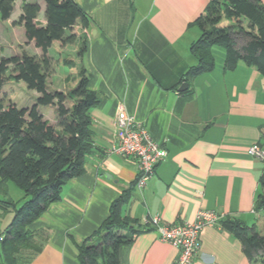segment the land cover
<instances>
[{"label": "crops", "instance_id": "crops-1", "mask_svg": "<svg viewBox=\"0 0 264 264\" xmlns=\"http://www.w3.org/2000/svg\"><path fill=\"white\" fill-rule=\"evenodd\" d=\"M75 1L90 16L87 28L75 25L72 31L77 33L73 43L80 44L85 36L78 68H84L88 88L99 99L90 111L93 143L82 173L68 180L60 198L28 226L41 242L28 264H78V247L136 180L134 157L107 153L116 142L119 108L144 125L167 152L154 175L141 189L135 186L121 208L122 216L147 230L133 233L119 246V264L175 263L178 250L159 238L150 222L155 216L158 224L172 225L191 221L205 209L217 213L221 221H253L261 213L254 210V202L264 163L249 155L247 147L263 141L264 76L243 62L225 69L224 50L213 46L214 67L182 79L195 64L189 45L200 35L191 23L208 0ZM33 2L40 8L36 23L44 25V2ZM259 2L264 7V0ZM56 44L61 49L70 45ZM47 55L52 62L48 50ZM67 78L60 77L54 89L67 90ZM182 82L188 89L179 91ZM40 111L54 120L52 108ZM221 221L220 226L200 231V248L192 264H257ZM21 252L31 254L29 249Z\"/></svg>", "mask_w": 264, "mask_h": 264}, {"label": "trees", "instance_id": "trees-1", "mask_svg": "<svg viewBox=\"0 0 264 264\" xmlns=\"http://www.w3.org/2000/svg\"><path fill=\"white\" fill-rule=\"evenodd\" d=\"M42 1L44 25L35 20L40 9L37 2L24 0L18 16L26 41H33L40 56L21 51L0 58V91L6 79H11L22 81L36 92L30 105L0 101V192L7 181L23 192L19 204L0 198V208L13 214L10 222L0 228V264H28L40 251L38 234L28 226L49 203L60 198V190L68 180L82 173L84 158L93 143L90 111L99 99L88 88L89 76L84 68L79 66L76 84L65 91L49 90L47 83L52 68L48 48L53 43H73L77 38L73 27L87 28L90 16L75 0ZM13 4L14 0H0V19L9 18ZM191 24L199 28L200 35L189 45L195 64L182 79L189 80L214 67L213 46L224 50L225 69L243 62L264 76V7L259 0H208ZM80 39L77 57L85 47V36ZM69 63L75 64L72 60ZM45 106L53 109V121L42 115L40 107ZM262 140L260 145L264 146V136ZM259 186L254 210L264 211V170ZM134 188L135 181L110 204L106 219L78 247V264H119V246L128 243L133 233L147 230L121 215ZM221 225L240 241L251 262L264 264V234L255 223L226 218ZM24 249L31 254H23Z\"/></svg>", "mask_w": 264, "mask_h": 264}, {"label": "built area", "instance_id": "built-area-1", "mask_svg": "<svg viewBox=\"0 0 264 264\" xmlns=\"http://www.w3.org/2000/svg\"><path fill=\"white\" fill-rule=\"evenodd\" d=\"M264 131L262 133V138ZM115 144L107 149V153L132 156L137 161L135 186L144 187L154 175L157 164L166 156L163 145L154 141L146 127L137 122L132 115L119 108L115 118ZM247 153L254 158L264 160V146L257 142L247 147ZM221 217L210 210H198L191 221L172 225L158 224L159 218L150 221L156 226L159 238L172 244L178 250L174 264H192L195 254L200 248L199 234L207 226H220Z\"/></svg>", "mask_w": 264, "mask_h": 264}, {"label": "rangeland", "instance_id": "rangeland-1", "mask_svg": "<svg viewBox=\"0 0 264 264\" xmlns=\"http://www.w3.org/2000/svg\"><path fill=\"white\" fill-rule=\"evenodd\" d=\"M22 0H14L13 9L7 20L0 19V58L7 57L14 54H19L25 51L29 54L39 53L40 49L35 48L31 41H26L24 35V28L18 23V16L20 14ZM33 1V0H25ZM79 42L67 45L65 48H60L56 43H53L48 49V54L52 58V68L47 79L48 89L52 90L59 84V78L63 75L68 76L66 79V87H72L77 82V46ZM63 59V60H62ZM69 60L74 61V65L69 63ZM63 61H68L67 63ZM36 92L28 89L22 81H15L6 79L0 91V101L4 104L7 101L14 102L17 106L30 105L34 100ZM45 108H47L45 106ZM0 198L11 199L18 201V204L23 199V192L14 183L7 181L4 188L0 192ZM259 212V211H257ZM253 221L249 222L256 224L258 231L264 234V211H260ZM12 212L4 211L0 208V225L10 222ZM6 223V224H5Z\"/></svg>", "mask_w": 264, "mask_h": 264}, {"label": "water", "instance_id": "water-1", "mask_svg": "<svg viewBox=\"0 0 264 264\" xmlns=\"http://www.w3.org/2000/svg\"><path fill=\"white\" fill-rule=\"evenodd\" d=\"M187 88V83L186 82H182L178 88L179 91L185 90Z\"/></svg>", "mask_w": 264, "mask_h": 264}]
</instances>
